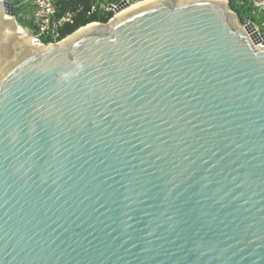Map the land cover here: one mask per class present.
Returning a JSON list of instances; mask_svg holds the SVG:
<instances>
[{
    "label": "water",
    "instance_id": "water-1",
    "mask_svg": "<svg viewBox=\"0 0 264 264\" xmlns=\"http://www.w3.org/2000/svg\"><path fill=\"white\" fill-rule=\"evenodd\" d=\"M15 13L0 264H264V46L230 2L148 0L50 45Z\"/></svg>",
    "mask_w": 264,
    "mask_h": 264
},
{
    "label": "built area",
    "instance_id": "built-area-1",
    "mask_svg": "<svg viewBox=\"0 0 264 264\" xmlns=\"http://www.w3.org/2000/svg\"><path fill=\"white\" fill-rule=\"evenodd\" d=\"M59 0H32L34 10L32 14L33 31L27 30L30 40L37 45H50L63 41L66 37H62L60 28L65 22H72L73 13L67 12L62 16L59 14ZM145 0H93L90 6V13L100 12L102 14L112 13L109 20L113 19L119 12L129 8L130 6ZM234 2L236 7L252 8L255 11L264 13V0H228ZM233 10V9H232ZM234 11V10H233ZM240 16V12L234 11ZM245 19V24L254 27V22L250 16ZM108 20V21H109ZM94 23V22H92ZM257 45L264 46V33H260Z\"/></svg>",
    "mask_w": 264,
    "mask_h": 264
},
{
    "label": "trees",
    "instance_id": "trees-1",
    "mask_svg": "<svg viewBox=\"0 0 264 264\" xmlns=\"http://www.w3.org/2000/svg\"><path fill=\"white\" fill-rule=\"evenodd\" d=\"M93 0H59V14L62 16L67 12L73 13L72 22H65L60 28L62 37H67L82 26L92 22H107L112 16V13L102 14L100 12L90 13V6ZM231 9L240 12L234 2L230 3ZM240 14V13H239ZM242 18V17H240Z\"/></svg>",
    "mask_w": 264,
    "mask_h": 264
},
{
    "label": "rangeland",
    "instance_id": "rangeland-1",
    "mask_svg": "<svg viewBox=\"0 0 264 264\" xmlns=\"http://www.w3.org/2000/svg\"><path fill=\"white\" fill-rule=\"evenodd\" d=\"M15 3V20L24 27V29L27 31V27L30 29V31H33V21L28 17V14L31 12V9L33 7V4L31 3L32 0H13ZM32 4V7H31ZM240 16L246 18L247 16H250L254 22L255 28L257 27V30L260 33H264V13L258 10H254L252 8H240ZM243 25L245 24V19L240 18ZM99 23V22H94Z\"/></svg>",
    "mask_w": 264,
    "mask_h": 264
},
{
    "label": "bare ground",
    "instance_id": "bare-ground-1",
    "mask_svg": "<svg viewBox=\"0 0 264 264\" xmlns=\"http://www.w3.org/2000/svg\"><path fill=\"white\" fill-rule=\"evenodd\" d=\"M145 1H148V0H145ZM145 1H140V2H138V3H136V4H134V5H132V6H130L129 8H127V9H125V10H123V11H121V12H119L114 18H117L118 16H120L121 14H123L124 12H126L127 10H129L130 8H132V7H134V6H136V5H138V4H140V3H142V2H145ZM8 18H11V17H9L8 16ZM16 18V17H15ZM14 18V19H15ZM92 24H95V23H90V24H88V26H90V25H92ZM252 29H254V28H252ZM16 35L18 36V37H20V38H27L28 39V37H29V34H28V31H26L25 29H24V27L22 26V25H20L19 23L17 24V29H16ZM251 34L255 37V39H259L260 38V33H258L256 30H255V32L254 31H252L251 30Z\"/></svg>",
    "mask_w": 264,
    "mask_h": 264
},
{
    "label": "crops",
    "instance_id": "crops-1",
    "mask_svg": "<svg viewBox=\"0 0 264 264\" xmlns=\"http://www.w3.org/2000/svg\"><path fill=\"white\" fill-rule=\"evenodd\" d=\"M32 3V2H31ZM33 4V3H32ZM32 4H31V7H32ZM33 10H34V5L31 9V12L28 14V17L32 20V14H33ZM27 30H30L28 27L26 28Z\"/></svg>",
    "mask_w": 264,
    "mask_h": 264
}]
</instances>
